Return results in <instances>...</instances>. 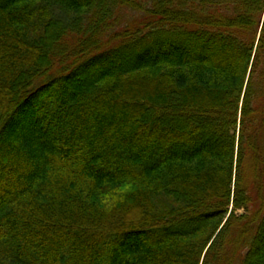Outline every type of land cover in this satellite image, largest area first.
I'll use <instances>...</instances> for the list:
<instances>
[{
	"label": "trees",
	"instance_id": "1",
	"mask_svg": "<svg viewBox=\"0 0 264 264\" xmlns=\"http://www.w3.org/2000/svg\"><path fill=\"white\" fill-rule=\"evenodd\" d=\"M0 264H264V0H0Z\"/></svg>",
	"mask_w": 264,
	"mask_h": 264
},
{
	"label": "rangeland",
	"instance_id": "2",
	"mask_svg": "<svg viewBox=\"0 0 264 264\" xmlns=\"http://www.w3.org/2000/svg\"><path fill=\"white\" fill-rule=\"evenodd\" d=\"M141 4L143 8L148 9V7H150V0H141ZM143 15V11L140 10L126 8L120 9L116 14V22L118 24L117 30H119V28L123 29L132 24L133 22L139 21L140 19L144 18ZM19 117L20 118L18 123L20 122V124L17 123L16 125H13L9 128L8 134L3 137V143L10 144L8 137L10 134H14L16 139L19 138L21 140L23 139L33 141L34 139H40L42 142H39V148L42 150L49 149L51 143L46 142L43 139L42 132L37 129V127L32 122L28 121L29 115L20 114ZM237 213L241 214L242 211L239 210ZM137 242H139L140 244L139 240H137Z\"/></svg>",
	"mask_w": 264,
	"mask_h": 264
},
{
	"label": "bare ground",
	"instance_id": "3",
	"mask_svg": "<svg viewBox=\"0 0 264 264\" xmlns=\"http://www.w3.org/2000/svg\"><path fill=\"white\" fill-rule=\"evenodd\" d=\"M28 121L34 123V120L29 119ZM17 123H18V122H17ZM18 124H20V122H19ZM30 125H31V124H30ZM34 125H35V124H34Z\"/></svg>",
	"mask_w": 264,
	"mask_h": 264
}]
</instances>
